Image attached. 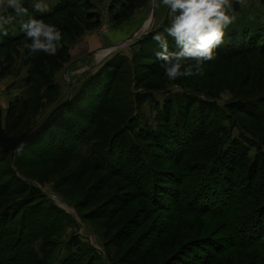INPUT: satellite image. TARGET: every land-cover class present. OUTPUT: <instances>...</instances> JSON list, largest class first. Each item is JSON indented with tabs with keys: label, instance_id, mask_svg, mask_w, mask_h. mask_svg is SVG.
I'll return each instance as SVG.
<instances>
[{
	"label": "rangeland",
	"instance_id": "rangeland-1",
	"mask_svg": "<svg viewBox=\"0 0 264 264\" xmlns=\"http://www.w3.org/2000/svg\"><path fill=\"white\" fill-rule=\"evenodd\" d=\"M63 1L45 0L49 8ZM33 2L23 0L30 16L39 13L32 8ZM64 2L77 10L43 20L61 30L68 49H58L55 55H29L28 38L0 47V230L7 228L13 236L7 246H13L21 229L30 227L24 237L26 264H163L169 259L167 264L186 246L176 264H193L202 248L213 252L209 244H194L207 237L215 241L226 236L221 229L216 231L222 222L173 215L164 204L152 200L153 187L144 194L132 182V174L113 173L110 164L117 157L113 144L123 131L127 141L141 145L149 163L146 167L155 171L153 178H158L159 186L167 184L165 172H175L177 166L166 161L149 137L160 129L156 120H162V110L170 99L179 100L172 106V116L184 114L187 104L188 108L193 104L192 113H206L211 105L190 100L200 91L201 99L208 94L214 100H207L217 104L210 110L216 116L210 133L213 142L220 139L224 151L238 147L247 156L246 163L256 157L258 142L264 145V54L258 51L264 43L250 44L248 48L255 50L242 54L238 45H225V40L230 33L240 39L247 24L264 26V0H245L243 6L233 0L236 19L226 29L215 59L205 63L202 76L176 81L167 79L156 56L160 49L153 35L170 24L168 9L160 0ZM89 13L96 14L98 21L87 19ZM22 19L26 21L28 16ZM16 23L7 28L8 33L12 28L11 33L17 32ZM168 42L171 51L177 50L171 37ZM59 57L65 60L63 64L57 63ZM114 59L119 66L113 69V77L111 67L103 82L114 91L95 111L89 106L82 111L83 103L74 102L79 103L78 110L70 113L78 128L68 122L66 130L60 118H53L55 114L69 100L74 101L89 77ZM94 85L100 90L101 83ZM94 85L85 92L97 94ZM14 108L18 120L6 121ZM46 120L44 129L30 141L39 138L32 144L36 149L30 142V146L17 147ZM51 121L59 129L56 134L68 143L64 149L54 147L56 129L50 127ZM194 158L199 157L186 160ZM191 198L195 202L196 197ZM195 203L193 207L198 208ZM223 245L226 250L214 264H264V256L253 247Z\"/></svg>",
	"mask_w": 264,
	"mask_h": 264
},
{
	"label": "trees",
	"instance_id": "trees-1",
	"mask_svg": "<svg viewBox=\"0 0 264 264\" xmlns=\"http://www.w3.org/2000/svg\"><path fill=\"white\" fill-rule=\"evenodd\" d=\"M63 2L50 8V11L43 14H35L33 17L47 19L68 10H77L74 5H69V2ZM90 14H87V19L98 21L96 14ZM24 38L27 37L23 31L18 37H15L13 33L9 32L7 36H2L3 42L0 43V47L8 46ZM61 43L62 46L59 48V52L65 51L69 46L65 40H62ZM257 43H264V26L261 23L255 22L252 25H245L240 39L237 38V34H226L225 45H238L237 50L242 52V54L253 52L255 49L248 47L250 44ZM258 51L264 54V45H260ZM141 60L144 61L145 58L143 57ZM63 62H65L63 57L61 59L59 57L57 63L63 64ZM118 64V59L110 60L104 64L93 77L88 78V82L76 93L77 95L74 93L76 95L73 97L74 101L69 100L66 105H63L59 109L53 118H60L62 125L67 130L68 122L75 126L73 122L75 118L70 111H77L79 103L76 104L74 102L83 103L82 111H86L88 106L90 110L95 111L99 103H104L109 94L114 91L113 87L107 89V84L104 87V74L107 75L111 67L112 70L116 69L119 66ZM111 75L113 77L114 70ZM97 83H101L99 86L100 90L97 89V85H94ZM90 85H94V89H97V94H94L93 90L91 92H85V89ZM146 87L151 88L150 86ZM201 93L200 91L195 93L194 98H190V100L204 105H211L212 107L206 113H192L190 109L193 108L191 107L193 104L189 103V108L187 104L184 114L172 116V106L173 104H177L179 100L177 98L170 99L162 110V120H156L159 123V127L161 126L160 129L158 128V130L151 132V136L149 137L153 140L156 148L164 153L166 161L172 162L177 166L175 172H165L164 177L168 179L167 184H161L162 186H159V183L156 182L158 178H153L155 171L146 167L149 163L145 162L147 156L140 149L141 145L136 144L134 146L133 142L130 143L127 141V138H125L126 135H123V131L119 132L120 134L118 136L120 137H118L116 144H113V150L117 157L110 164L113 168L112 172L116 175H121L122 173L126 175L132 174L135 181L130 179V177L129 179L135 185L139 186L140 189H144V194L149 190V187H153L149 193V195L152 194L155 198L152 197V200L154 202L158 200L160 204H164V207L171 211L173 215H197L198 217L222 222L216 231L221 229L222 233L226 236L214 238L215 241H209L207 240L209 237H207L200 244L197 243L199 245L194 244L196 246L209 244L213 252L208 253L207 248H202L203 253L197 252L193 264H214L218 257L226 250L223 248V244H227L232 249L253 247L264 256V145L258 142L257 150L259 154L254 158L250 157L249 163H246L245 161L248 160L247 156L242 154L238 147H232L230 150L224 151L225 148H223V143L220 139L213 142L214 138H212L213 136L210 133L212 126H216V116L210 110L214 109L213 105L216 103L214 101L209 102L207 100L208 98L210 100L214 99H211L212 97L205 93L206 96L204 97L206 99H201V96H198ZM171 100L173 102L170 103ZM24 107L26 108L25 105ZM16 110L14 108L8 111L6 121L15 122L18 120L17 115L19 113ZM260 113L259 108L257 115L259 116ZM249 114L253 115L252 112H249ZM52 121L50 127L52 126L53 129H56V134L58 127L55 123L52 125ZM75 127L78 128L77 125ZM38 140L39 138L28 144L38 143ZM250 140H253V138ZM53 141L56 143L54 147H57V149L61 147L64 149V146L68 145L67 141L57 134ZM31 147L32 149H36L33 145ZM38 147L43 146L39 145ZM70 149L69 146L67 150L70 151ZM213 150L217 153H211ZM109 154L111 156L113 153ZM194 155L199 158H194L189 161L186 160L187 157L189 158ZM162 161L165 160L162 159ZM144 165L147 172L143 170ZM176 187L181 188L177 191L175 189ZM189 192H193L194 194H189ZM192 196L196 197V203L191 198ZM193 203L198 208H194ZM29 228L27 231V227H25L23 231L21 229L17 233V238L11 247L7 246V244L11 241L10 237L13 236L9 234L7 228L0 230V264L27 263L28 255L24 250V237L29 232ZM189 245L192 244L190 243ZM183 249L180 248L177 250L176 253L179 254L173 258V262L167 264H176L179 262V257L183 256V252L181 251ZM12 252L14 254H11ZM42 254L43 252L40 253V258ZM4 255L8 256L6 257ZM37 255L39 254L37 253ZM185 263L189 264V262Z\"/></svg>",
	"mask_w": 264,
	"mask_h": 264
},
{
	"label": "clouds",
	"instance_id": "clouds-1",
	"mask_svg": "<svg viewBox=\"0 0 264 264\" xmlns=\"http://www.w3.org/2000/svg\"><path fill=\"white\" fill-rule=\"evenodd\" d=\"M235 2L243 6L245 0ZM160 5L168 9L170 24L153 35V40L159 45L156 56L165 76L169 81L202 76L205 63L215 59V50L224 42L226 29L236 19L233 0H160ZM32 8L41 14L50 11L45 0H34ZM24 16H28L26 21ZM16 18H21V30L31 41L25 45L29 55L57 53L62 46L61 30L30 16L23 0H0V37L8 35L5 26ZM168 37L177 50L169 49Z\"/></svg>",
	"mask_w": 264,
	"mask_h": 264
},
{
	"label": "water",
	"instance_id": "water-1",
	"mask_svg": "<svg viewBox=\"0 0 264 264\" xmlns=\"http://www.w3.org/2000/svg\"><path fill=\"white\" fill-rule=\"evenodd\" d=\"M123 45V44H122ZM121 46V45H120ZM48 120H46V122H44V124L38 129L37 132L31 134L30 136L26 137L22 142H20V144H15L18 145L17 147L27 144L28 142H30L31 140H33L34 138H36L38 136V134L44 129V127L47 125Z\"/></svg>",
	"mask_w": 264,
	"mask_h": 264
},
{
	"label": "crops",
	"instance_id": "crops-1",
	"mask_svg": "<svg viewBox=\"0 0 264 264\" xmlns=\"http://www.w3.org/2000/svg\"><path fill=\"white\" fill-rule=\"evenodd\" d=\"M20 19L21 18H16V22H18V23H16V24H19L18 25V28H17V32H15V34H13V35H15V37H18L20 34H21V32H22V30H21V21H20ZM13 24V23H12ZM6 28H8V27H10V25H7V26H5ZM13 29V28H12ZM9 30L10 32L11 31H13V30Z\"/></svg>",
	"mask_w": 264,
	"mask_h": 264
}]
</instances>
